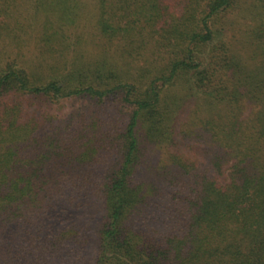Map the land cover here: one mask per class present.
<instances>
[{
	"label": "trees",
	"instance_id": "obj_1",
	"mask_svg": "<svg viewBox=\"0 0 264 264\" xmlns=\"http://www.w3.org/2000/svg\"><path fill=\"white\" fill-rule=\"evenodd\" d=\"M19 1L0 0V30ZM27 1L34 16H43L44 46L73 50L84 2ZM93 1L101 8L95 27L102 36L130 39L134 60L143 42L156 51L125 70L83 56L63 59L45 77L14 61L0 67L2 98L88 106L62 128L48 122L44 140L14 105L4 106L0 264H264V119L234 113L238 92L223 81L226 58L211 54L227 57L229 28L221 18L246 0H121L123 23L114 12L118 0ZM251 9L264 38V0H252ZM199 95L230 109L224 129L214 126L212 145L201 149L203 165L180 157L174 137L181 102ZM110 105L119 116H99ZM158 151L164 163L152 161ZM111 154L106 175L91 178L96 159ZM76 210L87 217L79 226ZM92 212L99 217L90 236Z\"/></svg>",
	"mask_w": 264,
	"mask_h": 264
},
{
	"label": "rangeland",
	"instance_id": "obj_2",
	"mask_svg": "<svg viewBox=\"0 0 264 264\" xmlns=\"http://www.w3.org/2000/svg\"><path fill=\"white\" fill-rule=\"evenodd\" d=\"M82 1L84 2L81 11L83 18L72 31L73 34L80 36L78 44L72 48L73 50H65L64 48L60 49L61 47L54 43L52 51L48 50L41 40L40 22L44 21L43 16H34V9L29 2L20 0L9 11L11 13L9 18L5 19L8 27L5 30H0V67L2 68V65L7 62L14 61L15 66L45 77L56 70L63 59H70L71 57L76 59L83 56L84 60L103 59L109 63L115 62L118 67L125 70L128 66L133 68V66L141 65L142 60H145L156 51L154 43L148 40L143 42V45L137 49L139 58L133 59L137 54L129 57V52L135 46L134 43L132 45L127 44L130 39L122 41L118 38L107 39L102 36L95 27V21L98 19L101 8L95 5L93 0ZM251 1L246 0L244 6L238 11H229L221 18L225 27L229 28L225 38L228 44L227 57L226 54L215 51L211 54L214 58L220 57L222 63L225 61L223 58H226L227 67H224L222 72L226 75L223 81L228 87L231 86L238 92L236 103L233 105L235 108L234 113L238 116L241 115V118L244 119L254 116L259 120H263L264 38H259L261 35L255 29L258 18L255 17L254 11L250 10ZM124 9L122 1L118 0L114 7L117 23L124 22L123 18L119 19ZM49 20L55 22V17L52 16ZM8 103L15 106L12 107H14L16 114H21L23 122L33 125V128H35L34 133L40 138L39 140H44L46 135H50L48 122L62 128L67 123L70 114L88 111L87 103L83 100L63 99L54 102L47 98L31 99L17 95L2 98L1 96L0 134H2L3 109ZM110 106L104 112L101 111L99 116L103 114L102 117L106 120L119 116L114 106ZM228 116H230V109L225 101L211 102L199 95L181 102L175 115L174 137L177 139V154L190 164H205L206 157L201 149L204 150L212 145L211 140H209V133L216 125L220 130H223ZM30 139L26 138V140ZM28 153L22 157V164L26 169L30 165L27 164L32 160V155L29 156ZM115 158L116 154H111L96 159L93 171L90 173L91 178H103L106 175L107 168L113 164ZM152 161L154 163H164L165 156L158 151ZM79 174L73 175V177H79ZM94 200V198H91V201L95 202ZM74 213V222L78 226L87 219L84 216L86 213L84 211L78 213L76 210ZM98 217V213L93 215L92 212L93 219L88 224L90 236L94 234L97 228Z\"/></svg>",
	"mask_w": 264,
	"mask_h": 264
}]
</instances>
